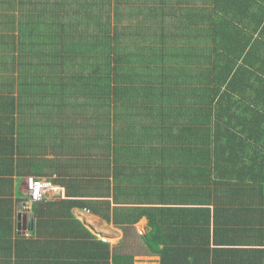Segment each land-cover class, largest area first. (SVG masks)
Returning a JSON list of instances; mask_svg holds the SVG:
<instances>
[{"label": "trees", "instance_id": "16d2710c", "mask_svg": "<svg viewBox=\"0 0 264 264\" xmlns=\"http://www.w3.org/2000/svg\"><path fill=\"white\" fill-rule=\"evenodd\" d=\"M31 176L64 198L25 236ZM73 209L146 218L160 264H264V0H0V264H133Z\"/></svg>", "mask_w": 264, "mask_h": 264}, {"label": "crops", "instance_id": "0c3cea01", "mask_svg": "<svg viewBox=\"0 0 264 264\" xmlns=\"http://www.w3.org/2000/svg\"><path fill=\"white\" fill-rule=\"evenodd\" d=\"M19 180L20 179L15 178L16 184L14 183L15 187L17 188V192L14 191L13 196L15 201L14 218L17 230L22 233V235L28 236V233H30V230L32 229V224L30 217L26 214L29 213L31 204L28 202L23 203L21 199H17L18 194L21 195L20 185L18 182ZM72 214L74 218L79 220L84 225V227L89 230V232L93 234L98 240L108 244L113 255H133V264H160V257L149 254L140 239V237L148 230L149 221L146 218H142L135 225V229L132 232L133 234L131 235V238L136 237L137 242H133L129 237V233L125 234L122 229L116 227L110 222H107L99 216L90 214L84 209H73ZM25 221L27 226L25 225ZM29 225L30 228L28 227ZM139 231L142 233H139ZM133 246L137 247V252L133 251L135 248ZM179 246L180 247H178V251L187 253L188 246Z\"/></svg>", "mask_w": 264, "mask_h": 264}, {"label": "built area", "instance_id": "2783aa9c", "mask_svg": "<svg viewBox=\"0 0 264 264\" xmlns=\"http://www.w3.org/2000/svg\"><path fill=\"white\" fill-rule=\"evenodd\" d=\"M24 181V188L26 190L29 204L39 202L45 196L56 199L64 198V189L53 185L49 181L34 177H27ZM139 233L142 232L139 231Z\"/></svg>", "mask_w": 264, "mask_h": 264}, {"label": "rangeland", "instance_id": "374dc122", "mask_svg": "<svg viewBox=\"0 0 264 264\" xmlns=\"http://www.w3.org/2000/svg\"><path fill=\"white\" fill-rule=\"evenodd\" d=\"M115 3H114V1L111 3V5H114ZM133 4H135V3H133ZM141 20V18H138V21H140ZM128 24V21H125V19H123V25H127ZM25 178L24 179H20L18 182H19V185H20V193L23 195V196H27V194H26V190H25V188H24V183H25ZM44 180V179H43ZM31 221V220H30ZM248 233H250V235H253V233H256L254 236H258V235H260V234H262L263 232L261 231H255L253 228H251V230L250 231H248ZM131 240L133 241V242H137V240H136V237H132L131 238ZM258 240V238H256V240H255V242ZM257 243V242H256ZM133 245V244H132ZM133 247H135L134 248V250L133 251H135V252H137L138 251V249H137V247L136 246H133Z\"/></svg>", "mask_w": 264, "mask_h": 264}, {"label": "bare ground", "instance_id": "6f19581e", "mask_svg": "<svg viewBox=\"0 0 264 264\" xmlns=\"http://www.w3.org/2000/svg\"><path fill=\"white\" fill-rule=\"evenodd\" d=\"M32 177V176H31ZM42 179V178H41ZM57 185V184H56ZM17 192V191H16ZM18 196H20V195H18ZM17 197V196H16ZM29 203V202H28ZM35 204V203H34ZM32 206H34V205H32ZM88 211V210H87Z\"/></svg>", "mask_w": 264, "mask_h": 264}, {"label": "water", "instance_id": "95a60500", "mask_svg": "<svg viewBox=\"0 0 264 264\" xmlns=\"http://www.w3.org/2000/svg\"><path fill=\"white\" fill-rule=\"evenodd\" d=\"M25 225H26V221H25Z\"/></svg>", "mask_w": 264, "mask_h": 264}]
</instances>
